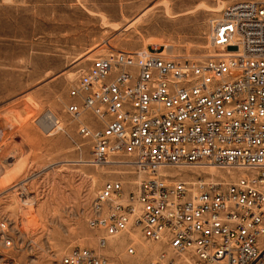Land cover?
<instances>
[{
  "label": "built area",
  "instance_id": "obj_1",
  "mask_svg": "<svg viewBox=\"0 0 264 264\" xmlns=\"http://www.w3.org/2000/svg\"><path fill=\"white\" fill-rule=\"evenodd\" d=\"M209 43L229 56H96L71 87L79 101L67 111L93 141L86 162L124 163L135 176L107 180L93 199L88 224L103 232L102 247L138 229L168 246L151 264H264V0L225 6L211 21ZM85 113L98 125L86 123ZM183 167L247 173L228 183L174 175ZM2 220L0 246L21 248ZM6 252L0 264H21ZM55 264L110 261L77 246Z\"/></svg>",
  "mask_w": 264,
  "mask_h": 264
},
{
  "label": "rangeland",
  "instance_id": "obj_2",
  "mask_svg": "<svg viewBox=\"0 0 264 264\" xmlns=\"http://www.w3.org/2000/svg\"><path fill=\"white\" fill-rule=\"evenodd\" d=\"M233 1L0 0V214L2 228L23 242L7 252L0 246L6 257L21 264H55L80 246L105 254L110 264H151L168 250L165 242L138 229L100 245L103 232L88 224L93 199L107 180L135 176L124 163L86 162L93 141L79 132L81 119L67 111L69 103L79 101L69 92L90 74L96 56L126 52L195 62L229 56L210 45L209 33L212 19ZM49 111L60 127H50ZM84 117L98 125L91 113ZM172 170L184 179L225 183L247 173L217 167Z\"/></svg>",
  "mask_w": 264,
  "mask_h": 264
},
{
  "label": "bare ground",
  "instance_id": "obj_3",
  "mask_svg": "<svg viewBox=\"0 0 264 264\" xmlns=\"http://www.w3.org/2000/svg\"><path fill=\"white\" fill-rule=\"evenodd\" d=\"M46 119H48L50 121V123H51V126L50 127H53L55 125H58V127H60V124H59L60 123V120H59V118L53 112H51V111L47 112L46 113Z\"/></svg>",
  "mask_w": 264,
  "mask_h": 264
}]
</instances>
